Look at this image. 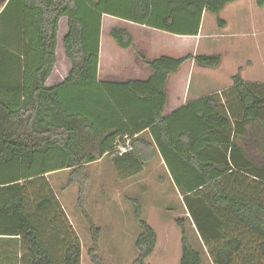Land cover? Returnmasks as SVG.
Returning a JSON list of instances; mask_svg holds the SVG:
<instances>
[{
  "label": "trees",
  "instance_id": "16d2710c",
  "mask_svg": "<svg viewBox=\"0 0 264 264\" xmlns=\"http://www.w3.org/2000/svg\"><path fill=\"white\" fill-rule=\"evenodd\" d=\"M244 0H0V240H18L20 264H80L82 247L47 176L70 171L77 206L97 256L101 230L87 212L88 167L111 157L123 181L143 173L158 152L183 197L189 221L213 264H264V84L245 82L164 117L169 77L187 62L218 69L220 55L161 57L148 82L101 83L104 16L174 36L198 37L205 14L218 17ZM264 8V0H252ZM68 19L65 53L72 68L47 82L57 64L59 23ZM111 37L134 48L128 30ZM149 130L150 143L135 137ZM132 139V150L119 145ZM261 162V163H259ZM141 230L134 264H149L158 244L138 199H129ZM182 231L180 264H203Z\"/></svg>",
  "mask_w": 264,
  "mask_h": 264
},
{
  "label": "rangeland",
  "instance_id": "374dc122",
  "mask_svg": "<svg viewBox=\"0 0 264 264\" xmlns=\"http://www.w3.org/2000/svg\"><path fill=\"white\" fill-rule=\"evenodd\" d=\"M219 17L229 23V28L220 29L218 17L205 14L202 36L199 40L185 37L183 53L187 55L195 50L196 55H220L222 67L218 72L222 75L215 72L216 84L233 82V75L239 72L245 81L264 80V8L258 7L252 0H244L229 5ZM108 22L115 27L129 28L132 31L139 27L107 16L105 24ZM106 28L109 27L106 25ZM256 29L262 31V37H256ZM63 32L64 22L58 43V67L65 72L69 62L62 54ZM180 42L181 40L178 41ZM158 161L156 158L148 163L141 176L125 181L117 175L111 157L88 167L91 180L87 188V212L102 233L97 256L105 264H134L138 255L135 242L141 230L129 199H138L143 219L158 235L155 253L147 260L149 264H180L182 231L176 224L178 219L186 221V232L193 247L202 253L203 264H213L195 230L190 226L180 198ZM69 176L70 171H61L48 175L47 179L58 195L81 243L80 264H93L89 255L92 237L77 206L78 187L65 189ZM21 260L18 240H0V264H20Z\"/></svg>",
  "mask_w": 264,
  "mask_h": 264
},
{
  "label": "crops",
  "instance_id": "0c3cea01",
  "mask_svg": "<svg viewBox=\"0 0 264 264\" xmlns=\"http://www.w3.org/2000/svg\"><path fill=\"white\" fill-rule=\"evenodd\" d=\"M2 10L3 8L0 7V14ZM105 17L107 16H104L103 18L102 38H101L100 55H99L98 79L99 82L101 83L124 84L129 81L148 82L155 75V72L150 67L149 63L161 57L181 59L187 55L196 56L195 50L189 52L187 55L183 53V48H184L183 40L185 39V37L170 35L164 32L149 29L144 26H139L138 29L135 31L129 30V28H124L128 30L131 36L133 37L134 48H130L127 50L121 49L111 37L112 30L120 27H115L114 24L111 22L105 24ZM62 22H64V32L62 35L63 37L62 54H64V56L66 57L64 39L68 34L67 18H62L60 20L57 41L59 43ZM106 25L109 28H106ZM226 28H229V23H227ZM201 32H202V26L198 37H186V38L199 40V38L202 36ZM255 33H256V37L258 38L263 36L262 31L259 29H256ZM175 37H177V39H175ZM179 40H181L180 43H178ZM58 58H59V52H58V44H57V64L54 68L51 77L47 82L48 87H54L64 82L69 76V73L71 71L72 65L70 61L67 59V57L65 59L69 62V67L65 72L62 71V69L60 70V68L58 67ZM220 67H222V65ZM220 67L218 69L202 68L198 66L194 61H190L184 64L176 74L170 76L166 86L167 105H166L164 117L171 116L172 114H174L175 112H177L178 110L182 109L183 107H185L186 105L192 102L198 101L200 99H203L205 97L217 93L220 94L223 91L232 88L233 82L228 84H223V83L216 84L217 75L215 74V72L217 71V73H219L218 70H220ZM245 82L264 84V80L253 81V82L245 81ZM138 138H143L150 143L155 142L149 130H146L145 132L135 137V139ZM156 158H158L159 160L158 162L160 166L164 168V171L166 172V175L168 177L167 180H170L173 188L176 190L180 198L184 214L186 215V218L189 221V215L185 207L183 197L177 190L173 182V179L169 173V170L159 152L155 157V159ZM145 170L143 171L142 174H144ZM189 224L196 232L194 225L190 221Z\"/></svg>",
  "mask_w": 264,
  "mask_h": 264
},
{
  "label": "built area",
  "instance_id": "2783aa9c",
  "mask_svg": "<svg viewBox=\"0 0 264 264\" xmlns=\"http://www.w3.org/2000/svg\"><path fill=\"white\" fill-rule=\"evenodd\" d=\"M124 140L126 141L125 144L119 145L117 149V151L120 152L121 154L127 153L132 150V145H131L132 139L126 136Z\"/></svg>",
  "mask_w": 264,
  "mask_h": 264
}]
</instances>
